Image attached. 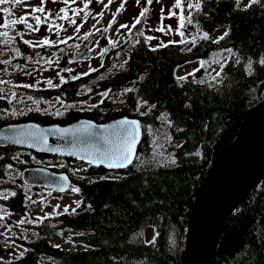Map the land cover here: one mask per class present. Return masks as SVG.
I'll return each instance as SVG.
<instances>
[{
    "label": "trees",
    "instance_id": "trees-1",
    "mask_svg": "<svg viewBox=\"0 0 264 264\" xmlns=\"http://www.w3.org/2000/svg\"><path fill=\"white\" fill-rule=\"evenodd\" d=\"M189 21L200 32L192 45L169 42L153 47L139 34L134 42L123 44L114 58L102 61L98 69L111 72L84 73L44 90L45 98H58L68 106L60 115L34 108L15 109L13 115L15 105L0 98V128L130 116L139 120L142 130L136 157L127 169L107 171L77 163L83 169L71 179L78 191L67 193L76 196V207L22 225L34 239L7 236L22 252L0 264H186L193 202L243 121L264 102V65L259 63L264 57V0H255L247 8L240 7L239 0H200ZM221 30L224 34L213 39ZM192 62L203 65L178 79L176 70ZM221 64V75L213 76ZM119 90L123 94L116 100L72 108L93 95ZM34 161L63 163L62 172L74 162L0 147V210L6 212L0 216L1 223L26 216L31 202L25 192L43 189L26 186L20 178L11 183L10 172L36 166ZM146 229L153 230L154 240L144 237ZM55 235L68 238L76 249L63 250L50 242ZM210 264H264V175L252 194L227 216Z\"/></svg>",
    "mask_w": 264,
    "mask_h": 264
},
{
    "label": "rangeland",
    "instance_id": "rangeland-1",
    "mask_svg": "<svg viewBox=\"0 0 264 264\" xmlns=\"http://www.w3.org/2000/svg\"><path fill=\"white\" fill-rule=\"evenodd\" d=\"M88 1L70 0L69 3L65 4L63 0H44V8L47 10V14L32 11V6H40V0H5L4 3H0V9H9L8 13L0 11V25H3L5 20L9 22L7 27H0V81H3V83H0V98L15 105L13 112L16 111L15 109L20 110L23 108H34L42 112H60L68 107L58 98H45L42 92L57 88L64 80L84 73H94L101 66L102 61L98 56L86 60L89 56L80 63H70L75 57L74 54L80 48L82 37L85 36V33L98 29L110 31V34L108 33L109 37L119 42H134L137 36L142 34L149 39L148 41L153 47H160L169 42L177 44L187 43L189 46L196 43L200 37V32L189 21L191 13L196 10L195 4L197 0H180L179 6H176V0H152L151 4H148L147 0H140L139 3L136 0H123V7H120L121 0H111V3H109V0H97L100 2V6L97 9L89 8ZM190 3L193 7H189ZM239 4L242 8H247L251 5L249 0H239ZM105 5L107 6L105 7ZM61 7L66 9L65 13L59 12ZM118 7L120 8L119 11H117ZM141 8H147L143 16H140ZM161 8H163V12L160 11ZM54 10L57 20L51 21L48 19V15ZM74 10L75 15H73ZM90 11H92L91 14L93 15L92 24L78 38L80 26L86 20L87 12ZM169 11L173 15L169 16ZM25 13H28V15H25ZM22 15H24L26 23L19 22V18ZM36 16L41 18L39 25L36 23ZM137 17H140L139 20L136 19ZM13 20L18 22L13 24L11 23ZM69 21H74V23ZM28 24L32 27H27ZM122 24L125 27H120ZM77 25H79L78 29ZM224 32L225 30H221L215 33L212 38L216 39L223 35ZM3 33H6V35ZM16 37L20 38L21 45H29V47L35 49L28 52H23L20 49L19 53L17 52L18 48L13 50V47H16L14 45H11L12 49L9 47L4 49L5 44L8 46L9 41L10 43L15 42ZM44 38H47L48 43L44 42ZM24 40L31 41V43L25 44ZM61 61L65 62L63 67L58 65ZM202 65V62L185 64L176 70V76L185 77L197 71ZM220 69V67L217 68L213 76ZM61 77H63V81ZM16 88H22L19 91L21 94L14 91ZM121 94H123L122 90L111 95L109 92H103L74 104L72 108H92L104 99L107 101L116 100ZM11 116L8 117L13 120L14 117ZM109 120L112 119L102 120L101 123ZM159 156L160 153L158 154ZM33 163L36 166L62 172L60 170L62 166L60 165L63 163L38 161ZM81 169H83V166L70 162L67 173L72 177H76V172ZM10 178L12 180L11 183H14V180L21 178V171L10 172ZM106 178L123 179V177L117 175H107ZM15 187L18 188L19 184H16ZM25 193L31 202L26 216L10 218L8 224L0 222L1 261H10L22 252V249L15 245L12 239L6 238L7 236L34 239V234L31 230L22 225L39 223L44 217H52L62 212H71L77 205V198L72 194L54 196L45 189L40 191L28 190ZM65 206H67V211H65ZM5 215L6 212L0 210V216L4 217ZM142 234L145 238H151L154 232L146 229L143 230ZM50 242L60 246L63 250L76 249L68 238L61 235L53 236Z\"/></svg>",
    "mask_w": 264,
    "mask_h": 264
},
{
    "label": "water",
    "instance_id": "water-1",
    "mask_svg": "<svg viewBox=\"0 0 264 264\" xmlns=\"http://www.w3.org/2000/svg\"><path fill=\"white\" fill-rule=\"evenodd\" d=\"M91 7H96V3L93 2ZM48 19L57 20L55 10L49 14ZM90 42L91 40L86 42L84 50L70 61L71 64L82 62L91 55L92 50L88 49ZM122 119L138 122L135 127L138 128L139 135L129 161L114 158L115 150L119 147L114 132L115 128L132 126L100 127L112 125ZM87 121L90 120L80 119L66 125H40L36 122L8 124L0 128V147L9 146L64 157L107 171L125 170L131 166L142 136L139 120L123 116L105 123L91 121V134L76 130ZM26 125L38 127H19ZM57 129L68 131L61 132ZM18 139L24 142L17 143ZM103 153H111L112 156L106 157ZM263 175L264 102L256 106L243 121L236 139L214 164L193 202L186 239V264H210L227 216L252 194ZM21 181L26 186L43 188L57 195L66 194L76 188L66 172H54L42 166L24 169Z\"/></svg>",
    "mask_w": 264,
    "mask_h": 264
},
{
    "label": "snow or ice",
    "instance_id": "snow-or-ice-1",
    "mask_svg": "<svg viewBox=\"0 0 264 264\" xmlns=\"http://www.w3.org/2000/svg\"><path fill=\"white\" fill-rule=\"evenodd\" d=\"M5 0H0V3H4ZM70 0H63V3L67 4L69 3ZM137 3L140 2V0H136ZM255 2V0H249V3H253ZM109 3H111V0H109ZM147 3L148 4H151L152 3V0H147ZM180 4V0H176V6H179ZM107 5H105L106 7ZM123 0H121V5L120 7H123ZM27 7V5H26ZM189 7H193V5L190 3L189 4ZM195 7L196 8H199L200 7V0H197V3L195 4ZM245 7H247V5H245ZM120 8L118 7L117 8V11H119ZM0 11H3L4 13H8L9 12V9L8 8H4V9H0ZM32 11L33 12H44L45 14H47V10L44 8V0H40V6H32ZM147 11V8H141L140 10V16H143L144 13ZM161 12H163V8H161L160 10ZM59 12L61 13H65L66 12V9L64 7H61L59 9ZM25 15H28V13H25ZM73 15H75V10L73 12ZM168 15L171 16L173 15V13L171 11L168 12ZM140 17H137L136 19L139 20ZM181 19H183V17H181ZM35 20H36V23L37 25L40 24L41 22V18L40 16H36L35 17ZM18 21L16 20H13L11 21V23L15 24L17 23ZM19 22H25V19H24V15L20 16L19 18ZM70 23H74V21H69ZM8 20H5L4 21V24L3 25H0V27H7L8 26ZM111 23V21H110ZM27 27L31 28L32 26L30 24L27 25ZM120 27H125V25H120ZM79 28V25H77V29ZM35 30V29H33ZM4 35H6V33H3ZM226 34V33H225ZM85 36L88 35V33H85L84 34ZM219 39V38H218ZM44 42L45 43H48V40L47 38H44ZM24 43L25 44H30L31 41H28V40H24ZM229 51H231L229 49ZM18 52V50H17ZM249 65L251 64V58H249V61H248ZM259 63L261 65H264V57H261L260 60H259ZM223 67L224 65L221 64L220 65V68L221 70H223ZM91 70V69H90ZM193 71H195V69H193ZM221 75V72H216V76L219 77ZM178 79H183V77H179ZM61 80L63 81V77H61ZM0 83H3V81H0ZM49 83H51V81H49ZM26 86H29V85H26ZM13 115H15L16 113L13 112L12 113ZM56 115H60L59 112L56 113ZM138 124L137 121L135 120H127V119H122L120 121H115L113 122L112 125H100L101 128H109V127H113L115 128L116 125H131L132 127H125V128H115V132H114V136L116 137V141L119 142V147L115 150V157L116 159H119V160H123V161H129L130 160V157H131V154L133 152V145L135 144L136 142V139L139 135V130L137 127H135L136 125ZM19 127H29V128H32V127H38V126H35V125H26V126H19ZM92 122L91 121H87V122H84L83 125L79 126L76 130L83 133V134H91V130H92ZM58 131H61V132H65V131H68V129H57ZM107 140V138H105ZM24 142L23 140H17V143H22ZM177 147H179V145H177ZM102 155L106 156V157H111L112 154L111 153H103ZM173 162L174 159H173ZM63 179V177H62ZM73 191H78V189L76 188H73ZM67 206H65V211H67ZM155 239V236H153V240ZM149 243L151 241H148Z\"/></svg>",
    "mask_w": 264,
    "mask_h": 264
},
{
    "label": "flooded vegetation",
    "instance_id": "flooded-vegetation-1",
    "mask_svg": "<svg viewBox=\"0 0 264 264\" xmlns=\"http://www.w3.org/2000/svg\"><path fill=\"white\" fill-rule=\"evenodd\" d=\"M93 2L96 3V7H94V8L91 7V4ZM88 5H89V8H91V9H95V8L97 9L100 6V2H98L97 0H89ZM54 9H56V8H54ZM91 13H92V11L87 12V18L84 21V23L80 26V32L78 34V38H80L83 31L85 29H87L92 24L93 15ZM108 33L110 34V31H104L102 29H98L96 31H91L90 33H88L87 36H83L82 37V44L74 55L76 56L78 53H80L83 50L86 42H89L91 40V42L89 43V49H91L93 53L86 60H89V59L93 58L94 56H98V58L101 59V61H103L105 59H112L117 55L116 51L119 49L120 50L122 49L123 44L125 45V44L131 42V41L119 42L117 40H112L109 37ZM146 40L148 41L149 39L146 38ZM21 44H22V42H21L20 38L16 37L15 42L10 43V41H9L8 46L5 44L4 49L8 48V47L10 49H12L11 45H14L16 47H13V50H17V48H18V53H19L20 52L19 47ZM110 45H111V47H110ZM99 70L100 69H97L96 71H99ZM100 71H101V73L105 74V73L111 72V69L104 68V69H101ZM116 92H118V91H116ZM111 94H113V93H110V95Z\"/></svg>",
    "mask_w": 264,
    "mask_h": 264
},
{
    "label": "bare ground",
    "instance_id": "bare-ground-1",
    "mask_svg": "<svg viewBox=\"0 0 264 264\" xmlns=\"http://www.w3.org/2000/svg\"><path fill=\"white\" fill-rule=\"evenodd\" d=\"M253 140V139H252ZM253 145V143H252V141H251V145L250 146H252Z\"/></svg>",
    "mask_w": 264,
    "mask_h": 264
}]
</instances>
